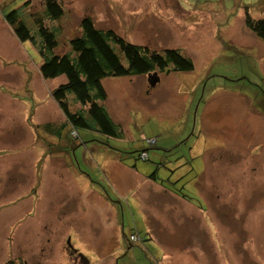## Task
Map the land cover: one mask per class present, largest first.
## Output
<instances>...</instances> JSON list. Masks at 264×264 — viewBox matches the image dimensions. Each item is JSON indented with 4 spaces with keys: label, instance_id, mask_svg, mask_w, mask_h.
<instances>
[{
    "label": "rangeland",
    "instance_id": "rangeland-1",
    "mask_svg": "<svg viewBox=\"0 0 264 264\" xmlns=\"http://www.w3.org/2000/svg\"><path fill=\"white\" fill-rule=\"evenodd\" d=\"M26 1H30L33 9L42 10L39 0H0V142L14 138L25 140L24 149L44 154L47 146L55 148L51 143H58L60 137L70 139L72 145L80 143L81 138L112 141L93 130L78 128L79 134L74 138L66 131L58 137L42 128L47 123H59L64 116L51 98L50 90L64 82L65 77L42 78L37 49L29 41H18L4 21V15L12 9H20ZM60 2L64 15L54 23L59 30V52L68 51V40L77 33L80 18L90 14L98 27L113 28L129 42L155 49L177 48L194 62L192 71L161 73L159 82L149 91L142 75L110 77L103 81L108 94L106 107L111 105L115 115L112 119L124 124L122 129L127 142L121 147L127 150L126 155L134 160L146 139L171 137L159 136L152 125L182 124L181 118L187 120L189 112L188 127L182 136L207 139L209 147L225 142V159L230 165H238L244 185L238 199L242 207L240 216L238 210L232 212L231 205H225L223 210L218 205L213 206L215 194L212 190L207 193L208 205L215 217V234L208 219L207 235L203 236L197 250L193 241H185L191 247L188 258L163 260L162 255L153 253L145 243L140 246L128 242L125 235L133 230V218L127 214V219L121 221L125 225L123 235L119 226L103 216L98 218L101 232L85 231L91 239L97 237V242L84 240L87 234L80 231L72 232L73 245L82 247L87 264H166L171 261V264H264V42L244 22L245 7L252 17L264 15V0ZM215 108L222 111L223 120L211 115ZM166 112L172 113L167 120ZM203 124L210 125L204 128ZM211 124H229L224 127L227 131H221L222 139L217 137L220 130ZM159 127L167 128L161 129L164 135L169 133V127ZM17 128L23 132L20 139L16 135ZM79 143L74 149L82 163L80 169L88 168L89 151ZM47 155H50L47 167L45 163L36 167L33 161L21 157L20 150L0 148L1 158L11 157L10 165L1 162L0 214L9 203L16 204L13 218H0V262L20 258L25 264L84 262L78 258L74 262L69 253L60 251V205L65 204L62 215L68 212L77 220V209L82 211L88 207L87 199L84 194L66 197V192L77 184L72 177L60 179V158L54 159L60 157V152H47ZM74 163L76 168L78 164ZM78 181L82 188L88 187L85 177L81 176ZM96 181L106 187L101 178ZM106 202L105 195L98 197L99 213ZM14 221L15 230L10 234L9 224ZM67 243L72 244V240Z\"/></svg>",
    "mask_w": 264,
    "mask_h": 264
},
{
    "label": "crops",
    "instance_id": "crops-1",
    "mask_svg": "<svg viewBox=\"0 0 264 264\" xmlns=\"http://www.w3.org/2000/svg\"><path fill=\"white\" fill-rule=\"evenodd\" d=\"M145 82H147L146 78ZM108 110L113 118L115 115L111 105H109ZM214 110L215 114H213ZM214 110L211 115L214 118L221 117L222 111L219 108ZM169 115L171 117L172 113L166 112V120ZM189 118L190 114L187 112V120L183 121L182 118L180 120L182 124L152 125L153 131L159 133V136H171L162 139L156 138L154 145L151 147L144 145L139 150L147 151L149 158L153 155L152 161H150L151 159L137 161L131 159L128 154L126 155L127 150L121 147L123 143L127 142L126 138L122 140L111 138L114 142L106 140L105 143L97 138H91L87 141L81 138L80 143L77 142L72 145V143L69 144L70 139L60 137L58 143H51L55 145V148L50 149L47 146V151L44 154L33 149H24L25 140L15 138L8 142H0V148L12 151L20 150L21 157L33 161L34 165L37 164L36 167H42L44 163L47 167V163L50 161V155H47V152H60V157H54V159L60 158V179L72 177L74 184H77L76 188L72 186L66 192V197L84 194L87 199L85 205L88 206L82 211L77 209L78 217L76 220L68 212H64L62 215L61 211L65 204L61 203L60 205V219L62 218L60 220V251L69 253L74 262L76 261L75 258L79 260L80 257H84V250L82 247L73 245L75 240L73 231H80L83 235L87 234V237H84L86 241L97 242V237L91 239L85 231L90 233L101 232L102 227L98 218L103 216L110 220L111 224L119 226V232L123 235L125 225L122 222L127 219V214L133 218V230L130 233L136 232L143 238L141 242L131 244L141 246L145 243L153 253L162 255L163 260L165 258L168 260L171 258H188L191 247L186 242L193 241V247L197 250L199 242L204 235H207L208 219L210 220V229L215 234V217L210 210V205H208L207 193L212 190L215 194V201L211 203L213 206L218 205L223 210L225 205H231L232 212L238 210L239 214L242 207L238 199L244 188L238 165L236 167L234 164L230 165L225 159L223 154L225 142H220L221 145L217 147H209L207 139L182 136L188 127ZM221 118L223 120V116ZM62 120L63 117L60 118V121ZM120 125L123 126L124 124ZM195 125L196 122L193 130ZM209 125L203 124L202 127L207 128ZM228 125L211 124L212 127L220 130L217 133L219 139L223 138L221 131H227L224 127ZM159 126L169 127V133L164 135L161 129L167 128H160ZM49 134L54 135L53 133ZM16 135L19 139L22 138L21 128H17ZM141 135L144 136L143 133ZM78 143L79 146L89 151L88 168L80 169L82 163L76 155L77 150L74 149ZM72 156L78 164L76 168L73 165L75 161ZM10 160V156H6L4 159L0 157V170L1 162L6 161L7 165H10ZM35 174L36 172L32 176ZM150 174L153 176L151 177ZM81 176L87 179L89 183L86 182L87 188L81 187L80 181H78ZM191 176L193 178H190ZM94 178H101L106 187L99 185ZM61 184H63L62 180H60ZM179 190L186 194L193 192L190 196H196L197 200L183 198ZM101 193L105 195L107 202L101 205L102 213H99L97 199L102 196ZM15 209L16 204L9 203L3 213L0 214V218L10 220L15 215ZM15 224V221L9 224L10 234L14 233ZM110 231L111 227H109ZM125 236L128 239V235ZM69 238L72 240L70 245L67 243L70 242ZM9 240H12V237ZM0 244L2 246V243ZM6 259L7 257L4 260ZM83 261V264H87V261ZM171 262L167 263L171 264Z\"/></svg>",
    "mask_w": 264,
    "mask_h": 264
},
{
    "label": "trees",
    "instance_id": "trees-1",
    "mask_svg": "<svg viewBox=\"0 0 264 264\" xmlns=\"http://www.w3.org/2000/svg\"><path fill=\"white\" fill-rule=\"evenodd\" d=\"M39 1L42 10L33 9L30 1H26L20 9H12L3 19L18 41H29L37 49L41 60L39 72L42 78L65 77L64 82L50 90V96L64 118L59 123L43 125L42 128L49 133L62 136L66 131L71 136L75 134V138L78 128H81L122 140L125 138V132L122 126L112 119L106 107L108 95L103 86L106 78L142 75L147 80V74L152 72L160 75L171 71L189 72L194 69L192 59L180 49H155L129 42L113 28L101 25L98 27L90 14L80 18L77 33L68 40V51L59 52V30L54 23L63 17L64 6L60 0ZM244 22L246 27L264 42V15L259 18L252 17L248 7H245ZM149 89L151 88L147 87V91ZM152 139L153 142L148 141ZM155 143L156 138H148L145 145L151 147ZM143 153L146 156L142 155ZM134 158L137 161L150 159L145 150L138 151ZM179 193L183 198L196 199L181 190ZM129 236H136V240H131ZM127 238L130 243L143 240L136 232L130 233ZM81 258L85 260L83 257H80V260ZM25 262L20 258L19 261L8 259L0 264Z\"/></svg>",
    "mask_w": 264,
    "mask_h": 264
},
{
    "label": "water",
    "instance_id": "water-1",
    "mask_svg": "<svg viewBox=\"0 0 264 264\" xmlns=\"http://www.w3.org/2000/svg\"><path fill=\"white\" fill-rule=\"evenodd\" d=\"M159 80H160L159 75L156 72L147 74V83L149 88H153L159 82Z\"/></svg>",
    "mask_w": 264,
    "mask_h": 264
},
{
    "label": "built area",
    "instance_id": "built-area-1",
    "mask_svg": "<svg viewBox=\"0 0 264 264\" xmlns=\"http://www.w3.org/2000/svg\"><path fill=\"white\" fill-rule=\"evenodd\" d=\"M149 142H153L154 141V139H152V140H148ZM142 155H144V156H146V154L145 153H143ZM129 238L131 239V240H133V241H135L136 240V236H129Z\"/></svg>",
    "mask_w": 264,
    "mask_h": 264
},
{
    "label": "bare ground",
    "instance_id": "bare-ground-1",
    "mask_svg": "<svg viewBox=\"0 0 264 264\" xmlns=\"http://www.w3.org/2000/svg\"><path fill=\"white\" fill-rule=\"evenodd\" d=\"M138 235V234H137Z\"/></svg>",
    "mask_w": 264,
    "mask_h": 264
},
{
    "label": "flooded vegetation",
    "instance_id": "flooded-vegetation-1",
    "mask_svg": "<svg viewBox=\"0 0 264 264\" xmlns=\"http://www.w3.org/2000/svg\"><path fill=\"white\" fill-rule=\"evenodd\" d=\"M149 88V87H148Z\"/></svg>",
    "mask_w": 264,
    "mask_h": 264
}]
</instances>
